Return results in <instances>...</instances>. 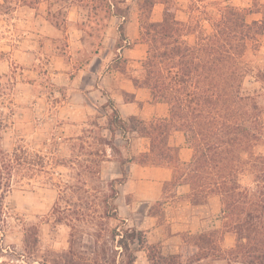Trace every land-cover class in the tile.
Masks as SVG:
<instances>
[{
  "label": "trees",
  "instance_id": "1",
  "mask_svg": "<svg viewBox=\"0 0 264 264\" xmlns=\"http://www.w3.org/2000/svg\"><path fill=\"white\" fill-rule=\"evenodd\" d=\"M157 1L139 3L141 39L148 51L133 80L148 87L153 99L165 101L170 114L151 121L125 120L113 106L114 123H119L122 132L135 131L150 139V149L141 153L138 163L173 168L174 177L165 183V189L188 184L195 203L220 197L223 228L187 234L189 240H184L197 247L198 259L264 264V153L256 151L264 142V61L248 58L249 51L257 52L262 45L264 2L253 0V7H242L219 1L215 17L208 9L201 10L198 1H191L189 18L181 21L176 17V5L163 0V19L153 21L150 15ZM9 9L0 4L1 12ZM251 13L261 17L249 20ZM49 18L52 20L50 10ZM188 35H194V41ZM12 89L11 81H0V252H4L2 242L10 224L7 196L14 185L45 170V156L39 152L23 144L12 150L3 147L13 113L5 97ZM174 131H182L193 150L187 164L180 162L177 149L169 143ZM131 160L121 162V176L115 178L118 184L127 179L126 164ZM225 232L235 236L229 249L223 247ZM130 242L146 251L150 263L151 249H159L148 243L142 230L124 231L118 240L125 251ZM181 252L159 254L165 264H173V259L183 264ZM135 260L130 256L128 264Z\"/></svg>",
  "mask_w": 264,
  "mask_h": 264
},
{
  "label": "rangeland",
  "instance_id": "2",
  "mask_svg": "<svg viewBox=\"0 0 264 264\" xmlns=\"http://www.w3.org/2000/svg\"><path fill=\"white\" fill-rule=\"evenodd\" d=\"M43 1L0 0L2 6L11 7L0 11V81H11L13 87L5 97L13 113L2 144L7 150L23 144L45 156V170L14 185L6 198L11 216L0 264H128L130 256L136 257L134 264H165L161 248L151 249L150 263L146 251L137 250V243L130 242L126 251L118 243L124 231L136 229L117 211L115 178L121 175V162L141 160L137 134L122 132L114 123L111 101L96 107L71 102L73 62L64 51L63 34L45 33ZM170 1L182 3L187 10L191 1H198L201 10L208 9L216 17V3L225 0ZM226 1L253 7V0ZM51 2L62 28L67 1ZM260 17L251 13L248 19ZM55 45L67 55L66 72L61 75L54 68L59 52ZM263 56L264 36L260 50L249 51L248 58L263 62ZM256 151L264 153V142ZM173 189L172 185L165 189L168 197H173ZM153 209L158 211L159 205ZM186 235L184 240H189ZM9 246L12 250L7 252ZM197 251L184 243L183 264H197ZM173 264L180 262L173 259ZM207 264L215 263L211 259Z\"/></svg>",
  "mask_w": 264,
  "mask_h": 264
},
{
  "label": "crops",
  "instance_id": "3",
  "mask_svg": "<svg viewBox=\"0 0 264 264\" xmlns=\"http://www.w3.org/2000/svg\"><path fill=\"white\" fill-rule=\"evenodd\" d=\"M66 1L62 28L57 19L59 12L51 11V0L43 1L45 13L42 16L45 18V33L61 32L66 39L64 51L71 56L74 69L72 82H69L71 102L96 107L111 101L125 120L131 117L143 121L167 118L169 105L153 99L148 87L137 85L133 80L142 69L148 51V45L141 39L139 3L143 0ZM173 3L177 19L187 21L189 7L187 10L182 3ZM165 8L163 0L157 1L151 20L161 21ZM187 38L194 41V35ZM55 48L59 52L55 53L58 62L54 68L61 75L66 72L67 55L60 52L58 45ZM132 132L137 134L138 152L149 151L150 139ZM169 143L177 149L182 164L191 161L193 150L182 131H174ZM126 172L127 179L119 184L115 198L117 211L124 221L144 231L148 243L158 245L163 255L179 254L185 243V234L196 235L223 228L219 196L195 203L190 197L188 184L175 186L173 197L167 196L165 183L174 177L172 167L131 160L126 164ZM157 204L159 210L155 211L153 207ZM234 243L235 236L225 232L223 247L229 249ZM211 259L215 264H242L236 260L210 257L197 258L196 263L207 264Z\"/></svg>",
  "mask_w": 264,
  "mask_h": 264
}]
</instances>
